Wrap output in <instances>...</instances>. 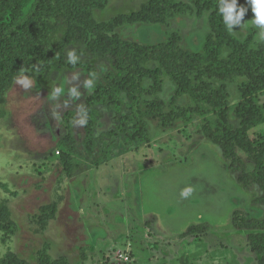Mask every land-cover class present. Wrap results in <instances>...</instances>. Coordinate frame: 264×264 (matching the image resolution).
Returning a JSON list of instances; mask_svg holds the SVG:
<instances>
[{
	"label": "rangeland",
	"instance_id": "rangeland-1",
	"mask_svg": "<svg viewBox=\"0 0 264 264\" xmlns=\"http://www.w3.org/2000/svg\"><path fill=\"white\" fill-rule=\"evenodd\" d=\"M148 2L108 0L105 8L92 11L99 27L91 37L107 42L113 21L120 22ZM175 2L173 15H163L164 23L121 24L113 32L140 46L163 43L175 34L183 51L202 53L207 36L214 33L202 2L220 0ZM244 7L241 26L228 31L241 49H255L264 39L257 41L254 14L249 5ZM70 50L77 62L94 68L93 75L82 67L63 68L45 78L24 73L4 96L0 257L8 256L12 264H264L247 246V234L255 231L231 223L235 214L264 218V206L253 203L260 190L257 184L244 188L237 181L241 169L229 171L221 148L204 133L206 127L214 130L215 115H180L164 125L160 116L148 113L146 100L162 101L165 114L194 106L186 95L175 99L176 86L159 60L145 66L156 70L155 81L144 79L145 90L133 101L123 97L118 108L91 105L96 87L114 70L105 55L88 45L66 48L67 60ZM231 51L225 48L223 57ZM22 77L31 81L29 88L17 83ZM88 80L90 87L85 86ZM245 82L237 78L223 83L234 129L240 127L234 113L238 88ZM221 84L214 81L216 89ZM57 88L61 92L54 98ZM73 89L78 96L71 94ZM254 102L261 121L248 135L262 143L264 89ZM128 114L132 120L124 134L121 128ZM81 119L86 121L83 125ZM137 121L144 123L145 137L128 143L126 136ZM236 152L250 173L253 163L247 153ZM186 188L191 194L182 197ZM199 225L205 230L181 237Z\"/></svg>",
	"mask_w": 264,
	"mask_h": 264
},
{
	"label": "trees",
	"instance_id": "trees-1",
	"mask_svg": "<svg viewBox=\"0 0 264 264\" xmlns=\"http://www.w3.org/2000/svg\"><path fill=\"white\" fill-rule=\"evenodd\" d=\"M108 0H0V118L4 116V96L15 78L24 73L35 77H48L53 71L63 68H84L90 75L94 68L85 62L72 64L66 58L69 46L88 45L93 52L105 55L114 71L105 77V84L96 87L90 104L108 105L118 108L123 97L133 101L136 93H142L144 79L155 81L156 73L145 66L159 60L176 86L175 99L188 96L194 102L191 109L164 113L160 100L145 101L148 113L158 115L162 123L178 120L180 115L213 114L216 117L214 130L206 127L204 133L221 148L228 170L241 169L237 181L245 188L249 183L257 184L260 195L253 203L264 206V140L259 143L250 139L248 131L260 124V114L255 107V96L264 89V45L255 49H241L238 41L231 35L219 13V4L202 2L209 11L212 32L207 36L202 53H190L179 47V38L172 34L159 44L140 46L134 42L122 41L113 32V27L121 24H159L164 23L163 15L172 16L177 3L175 0H149L139 11L120 22L113 21L108 29L112 36L107 42L97 41L91 36L99 25L92 20L94 9H103ZM230 2V0H229ZM238 6H247L246 0H236ZM250 6V5H249ZM179 12H181L179 10ZM59 37L56 40V36ZM232 48L223 57L225 48ZM237 78L247 82L238 88L239 99L235 115L240 127L233 128L230 122L229 93L223 83H232ZM214 81L222 83L215 88ZM174 99V100H175ZM90 113L94 110L90 108ZM129 114L123 119L121 131L127 134ZM181 119V117H180ZM91 120V118H90ZM133 131L126 136L128 143L145 137L144 123L137 121ZM236 149L247 153L253 163L250 173L241 164ZM95 165H99L96 162ZM242 167V168H241ZM233 226L251 229L247 234V246L252 253L264 260V218L247 219L245 216L232 217ZM205 230L202 226L189 227L181 237ZM8 256L0 257V264H12Z\"/></svg>",
	"mask_w": 264,
	"mask_h": 264
},
{
	"label": "clouds",
	"instance_id": "clouds-1",
	"mask_svg": "<svg viewBox=\"0 0 264 264\" xmlns=\"http://www.w3.org/2000/svg\"><path fill=\"white\" fill-rule=\"evenodd\" d=\"M247 5H250L251 11L254 14L251 23L258 27L259 33L257 36V41L264 39V0H246ZM247 11L244 6H238L236 0H220L219 13L222 14L223 22L227 26L229 31H233V25L241 26L242 18ZM68 60L70 63L75 64L77 62V55L75 51L70 50L68 52ZM17 83L23 88L27 89L31 86V81L27 77H22L17 80ZM92 84L91 80L85 82L86 87H90ZM61 92L60 88L55 89L54 98ZM72 95H77L78 93L75 89L72 90ZM86 121L81 119L79 123L83 125ZM192 189L186 188L182 190L181 196L187 197L191 194Z\"/></svg>",
	"mask_w": 264,
	"mask_h": 264
},
{
	"label": "crops",
	"instance_id": "crops-1",
	"mask_svg": "<svg viewBox=\"0 0 264 264\" xmlns=\"http://www.w3.org/2000/svg\"><path fill=\"white\" fill-rule=\"evenodd\" d=\"M184 238V237H183ZM185 238H187V237H185Z\"/></svg>",
	"mask_w": 264,
	"mask_h": 264
}]
</instances>
